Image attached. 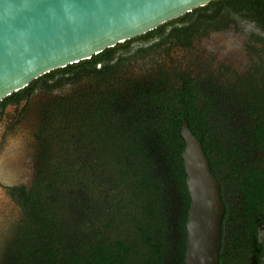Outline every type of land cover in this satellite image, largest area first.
<instances>
[{"label": "trees", "instance_id": "16d2710c", "mask_svg": "<svg viewBox=\"0 0 264 264\" xmlns=\"http://www.w3.org/2000/svg\"><path fill=\"white\" fill-rule=\"evenodd\" d=\"M222 7L250 12L264 26V0L212 1L47 73L0 102L41 81L79 84L44 112L47 150L26 195L22 192L26 220L14 264H184L190 197L181 158L182 118L230 198L237 199L238 191L250 203L263 198L261 173L242 157L246 139L250 143L255 131L264 134V123L219 122L218 103L201 101L211 97V88L195 89L187 71L172 76L167 66L172 33L212 20ZM171 25L176 26L165 34ZM154 38L159 41L150 48L131 46ZM140 54L148 62L138 63ZM218 126L229 134H216Z\"/></svg>", "mask_w": 264, "mask_h": 264}, {"label": "flooded vegetation", "instance_id": "af4514ba", "mask_svg": "<svg viewBox=\"0 0 264 264\" xmlns=\"http://www.w3.org/2000/svg\"><path fill=\"white\" fill-rule=\"evenodd\" d=\"M234 10L226 7L212 20L173 32L167 66L172 76L187 71L195 89L211 88V97L201 101L218 103V121L240 127L244 122L264 123V26L253 21L250 12ZM59 84L41 81L0 106V264L15 263L17 239L26 220L22 194L26 195L45 160L44 112L79 88V84ZM218 128L216 134L229 132ZM258 132L253 133L252 143L246 139L249 148L242 158L261 173L264 186V134ZM221 183L225 211L218 264H262L264 196L250 203L237 190L233 200Z\"/></svg>", "mask_w": 264, "mask_h": 264}, {"label": "water", "instance_id": "95a60500", "mask_svg": "<svg viewBox=\"0 0 264 264\" xmlns=\"http://www.w3.org/2000/svg\"><path fill=\"white\" fill-rule=\"evenodd\" d=\"M216 0H0V102ZM190 208L184 264H218L224 205L200 141L181 119Z\"/></svg>", "mask_w": 264, "mask_h": 264}, {"label": "rangeland", "instance_id": "374dc122", "mask_svg": "<svg viewBox=\"0 0 264 264\" xmlns=\"http://www.w3.org/2000/svg\"><path fill=\"white\" fill-rule=\"evenodd\" d=\"M225 8H226V7H222L221 10H223V9H225ZM227 8H228V7H227ZM221 10H220V11H221ZM220 11H219V12H220ZM216 16H217V15H215L214 17H216ZM196 18H198V14H195V17H194L195 21H197ZM191 21H192V20H190V21H188V22H185V23H190ZM184 25H185V24H184ZM175 26H176V25H171V26L165 28L164 33H165V34H168V32L172 31L173 28H174ZM158 41H159V38H154V39L149 40V41H143V40H141V41H139V42L132 43L131 46H132V48H134V49H137V48L139 49V47H141V48H150V47L154 46L155 44H157ZM141 55H142V54H140L139 57H138V63H140V64L145 63V61H146V57H144V56L140 57ZM63 82H64V81H63ZM63 85H67L66 82H64ZM71 136H72V131L70 130V131H68L67 136H66V138H65L64 141H67V143H68V141L70 140ZM263 241H264V234H263ZM263 249H264V246H263ZM262 264H264V256H263V258H262Z\"/></svg>", "mask_w": 264, "mask_h": 264}]
</instances>
